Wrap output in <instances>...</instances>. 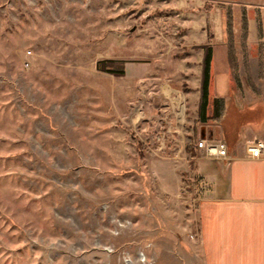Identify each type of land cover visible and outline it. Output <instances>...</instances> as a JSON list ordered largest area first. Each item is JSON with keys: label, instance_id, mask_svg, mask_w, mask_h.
<instances>
[{"label": "rangeland", "instance_id": "1", "mask_svg": "<svg viewBox=\"0 0 264 264\" xmlns=\"http://www.w3.org/2000/svg\"><path fill=\"white\" fill-rule=\"evenodd\" d=\"M206 45L225 120L260 123L264 0H0V264H204L197 152L156 136L163 82L188 143L217 126L196 118Z\"/></svg>", "mask_w": 264, "mask_h": 264}, {"label": "crops", "instance_id": "2", "mask_svg": "<svg viewBox=\"0 0 264 264\" xmlns=\"http://www.w3.org/2000/svg\"><path fill=\"white\" fill-rule=\"evenodd\" d=\"M158 92L168 98L170 105L160 119L157 153L168 150L171 158L183 159L192 150L197 152L196 156H190L195 162L192 171L202 184L198 216L203 263L264 264V158H253L246 152L247 144L264 141V119L260 123L250 121L249 126L231 125L225 120L227 104L224 96L209 93L210 103L214 97L224 100L222 116L213 120L218 121L215 128L210 125L200 128L195 136L224 141L228 155L206 157L194 142L186 141L185 137L193 134L183 129L185 97L167 82L159 85ZM199 95L198 91L197 120ZM208 112H211V106ZM127 130L132 132V129ZM187 144L191 145L190 152L186 151ZM140 146L142 151L145 143L141 140Z\"/></svg>", "mask_w": 264, "mask_h": 264}, {"label": "trees", "instance_id": "3", "mask_svg": "<svg viewBox=\"0 0 264 264\" xmlns=\"http://www.w3.org/2000/svg\"><path fill=\"white\" fill-rule=\"evenodd\" d=\"M204 53L201 59V75H200V85H199V104H198V121L204 123L207 120H219L222 116L224 109V100L222 98L214 97L209 99V83H210V69L212 61V49L210 45L202 47ZM111 62L110 60H98L96 62V69L115 75H122L123 68H114L112 66H107L105 63ZM211 106V112H208ZM186 151H191V145H186Z\"/></svg>", "mask_w": 264, "mask_h": 264}, {"label": "built area", "instance_id": "4", "mask_svg": "<svg viewBox=\"0 0 264 264\" xmlns=\"http://www.w3.org/2000/svg\"><path fill=\"white\" fill-rule=\"evenodd\" d=\"M195 147L202 150L206 157L224 158L228 155V148L224 141L220 139L199 138L195 142ZM246 152L253 158H264V141L257 140L247 144Z\"/></svg>", "mask_w": 264, "mask_h": 264}]
</instances>
